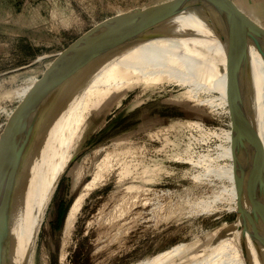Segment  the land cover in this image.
<instances>
[{"label":"rangeland","instance_id":"374dc122","mask_svg":"<svg viewBox=\"0 0 264 264\" xmlns=\"http://www.w3.org/2000/svg\"><path fill=\"white\" fill-rule=\"evenodd\" d=\"M203 3L264 30V0H0V150L37 99ZM185 96L175 85L138 87L104 126L95 128L96 119L85 131L43 215L35 264H264V187L243 166L254 155L230 150L254 138L247 104ZM106 154L108 177L89 191L65 236L68 210ZM147 170L161 174L146 184Z\"/></svg>","mask_w":264,"mask_h":264},{"label":"bare ground","instance_id":"6f19581e","mask_svg":"<svg viewBox=\"0 0 264 264\" xmlns=\"http://www.w3.org/2000/svg\"><path fill=\"white\" fill-rule=\"evenodd\" d=\"M235 41L251 59L257 77L256 87L260 93L259 99L249 91L239 76V73L245 69V63L241 66L231 63L219 52L220 42L213 38H199L189 43L172 40L147 42L119 56L99 73L84 92L74 110L66 118L57 121L50 137L46 139L42 149H38L28 166L27 175L16 204L12 231L11 264H35L43 215L59 177L80 155L85 141V131L96 119L95 128L104 126L108 117L120 109L129 93L138 87L156 90L164 89L168 85L180 86L186 89V96L191 100L198 98L201 102L209 103L210 106L222 100L227 103L233 100L240 108L243 107L242 101H245L248 113L245 118L253 129L254 138L236 142L230 150L240 154L242 152L243 155L247 152L254 155V159L247 164L245 162L243 166L252 170L254 179H257L259 184L264 187V47L240 39ZM215 92L222 95L215 96ZM228 100L231 101L228 102ZM189 124L186 121L179 123L180 126ZM244 152L246 153L244 154ZM109 154H106L97 166L95 165L97 168L94 170L93 178L85 184V187L83 186L84 191L71 204L65 218V236L70 235L89 191L103 182L105 177H108V171L111 169ZM241 163L237 164L241 166ZM146 172L148 177L146 184L161 174L159 170H147ZM262 199L260 197L255 200L263 203ZM64 258L66 257L63 253L61 260L64 261Z\"/></svg>","mask_w":264,"mask_h":264},{"label":"water","instance_id":"95a60500","mask_svg":"<svg viewBox=\"0 0 264 264\" xmlns=\"http://www.w3.org/2000/svg\"><path fill=\"white\" fill-rule=\"evenodd\" d=\"M199 38L219 41V52L231 63L239 66L245 63V69L239 76L259 99L257 77L251 59L235 40L264 47V30L246 17L218 4L203 3L186 7L157 32L125 42L104 57H96L92 63L32 103L5 139L0 150V264H11L16 204L29 164L50 137L57 121L66 118L74 110L99 73L116 58L141 44L170 40L189 43Z\"/></svg>","mask_w":264,"mask_h":264},{"label":"trees","instance_id":"16d2710c","mask_svg":"<svg viewBox=\"0 0 264 264\" xmlns=\"http://www.w3.org/2000/svg\"><path fill=\"white\" fill-rule=\"evenodd\" d=\"M64 216V214H62Z\"/></svg>","mask_w":264,"mask_h":264}]
</instances>
